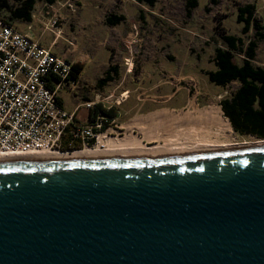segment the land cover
<instances>
[{
  "label": "water",
  "instance_id": "obj_1",
  "mask_svg": "<svg viewBox=\"0 0 264 264\" xmlns=\"http://www.w3.org/2000/svg\"><path fill=\"white\" fill-rule=\"evenodd\" d=\"M0 264H264V143L0 163Z\"/></svg>",
  "mask_w": 264,
  "mask_h": 264
},
{
  "label": "rangeland",
  "instance_id": "obj_2",
  "mask_svg": "<svg viewBox=\"0 0 264 264\" xmlns=\"http://www.w3.org/2000/svg\"><path fill=\"white\" fill-rule=\"evenodd\" d=\"M186 2L156 0L151 6L136 0H56L50 5L38 0L33 22L26 25L43 46H51L60 55L66 48L70 60L86 63L82 77L87 91L97 94L105 105L117 107L119 128L115 132L119 135L114 136H128L132 126V133L150 144L144 135L134 132L135 111L126 107L136 105L147 111L163 106V111L181 115L188 111V98L193 97L196 110L214 104L222 110L221 99L229 97L239 82L224 86L208 79L207 70L215 69V48L223 44L221 29L241 35L245 43L253 37V30L242 34V23L236 19L238 5L246 2H255L264 24V0H198L190 16ZM111 11L124 15L122 25L104 26V16ZM54 14L58 21L52 26L49 20ZM12 22L17 27L26 21ZM255 51L253 64L264 67V39ZM242 58L236 52V60L242 63ZM110 64L117 70L103 81L101 77ZM126 89L129 96L124 97L121 94ZM65 97L74 102V95ZM231 130V138L239 142L259 139L253 134H239L233 127Z\"/></svg>",
  "mask_w": 264,
  "mask_h": 264
},
{
  "label": "built area",
  "instance_id": "obj_3",
  "mask_svg": "<svg viewBox=\"0 0 264 264\" xmlns=\"http://www.w3.org/2000/svg\"><path fill=\"white\" fill-rule=\"evenodd\" d=\"M52 15L49 25H56ZM75 62L45 47L28 31L0 15V159L108 147L117 117L77 120L62 106L60 91L77 84ZM97 101H85L92 108ZM67 147H63V137ZM78 143V145L76 144Z\"/></svg>",
  "mask_w": 264,
  "mask_h": 264
},
{
  "label": "trees",
  "instance_id": "obj_4",
  "mask_svg": "<svg viewBox=\"0 0 264 264\" xmlns=\"http://www.w3.org/2000/svg\"><path fill=\"white\" fill-rule=\"evenodd\" d=\"M38 0H0V15L6 14V18L12 21L33 20V11ZM56 0H44L47 4H53ZM154 6L156 0H136ZM198 0H187L186 10L190 16ZM217 3V0H211ZM207 8V7H206ZM4 16V15H3ZM125 19L124 15L109 13L106 23L115 25ZM237 21L242 23V34L253 30V37L245 43L241 35L227 33L222 28V45L215 48V69L207 70L210 82L224 85L232 81L239 82L236 90L229 97L221 99L224 116L230 119L231 125L239 134H253L258 138H264V67L256 66L253 59L256 54L258 42L264 39V24L257 14L255 2H246L237 7ZM236 52L243 55L242 63L236 60ZM82 65L74 64L76 75L80 73ZM117 70L116 65L110 64L101 80L107 81L111 74ZM63 147H67V137H63ZM78 145V143H76Z\"/></svg>",
  "mask_w": 264,
  "mask_h": 264
},
{
  "label": "bare ground",
  "instance_id": "obj_5",
  "mask_svg": "<svg viewBox=\"0 0 264 264\" xmlns=\"http://www.w3.org/2000/svg\"><path fill=\"white\" fill-rule=\"evenodd\" d=\"M128 94L129 90H124L121 95L126 97L129 96ZM196 107V100L192 97L188 101V111L181 115L171 110H161L152 117H145V120L138 122L135 126L148 141L152 142L150 144L143 141L142 137L133 134L132 126H130L128 136L109 137L108 147L104 150L83 148L71 153L52 150L46 154L7 156L1 158L0 163L61 162L112 157H182L189 154L225 152L264 143V140L260 139L239 142L237 139L231 138L232 123L223 116L220 106L214 104L201 110H196Z\"/></svg>",
  "mask_w": 264,
  "mask_h": 264
},
{
  "label": "crops",
  "instance_id": "obj_6",
  "mask_svg": "<svg viewBox=\"0 0 264 264\" xmlns=\"http://www.w3.org/2000/svg\"><path fill=\"white\" fill-rule=\"evenodd\" d=\"M36 5H37V2H36ZM36 5H35V7H36ZM112 12L120 14V15H123L122 13H120V12L118 13V12H115V11H111L110 13H112ZM106 16H107V14L104 16V26L106 28H108V27L114 28V27L122 25V23H124V20H123L121 23L119 22V23H117L115 25H109L105 21ZM93 17L94 16H90V18H93ZM31 22H33V20ZM31 22H25V24L23 23V24H20L17 27L15 26V27L20 29V30H22V31H28V33H31L33 35V33L30 31L29 27L26 25V23L30 24ZM52 45H56V44H52ZM49 47H51V46H49ZM62 47L64 48V46H62ZM65 49L66 48L63 49L64 52H63L62 56L68 57L67 55H65ZM68 59H69V57H68ZM91 61L92 60H90L88 62H91ZM81 62H82L83 65H82V69H81L80 73H78V76H77L76 87L73 88V89H70V88L66 87V88H64V89H62L60 91L59 96H60V100L62 102L61 103L62 106L65 107L66 109L70 110L71 112L75 111L77 120L82 121V122H86V123L93 122L95 119H97V117H102L104 119H108V118H111V117H116L115 115H118L117 114V112H118L117 111V107L113 108V107H110V105H105L106 103L102 102V100H100V98H99V96L97 94L95 95L94 92L87 91V86L84 83V80H83V77H82V73H84V69H85V64L86 63L84 61H81ZM126 90H129V89H126ZM67 94L68 95L70 94L71 96L74 95V99H73L74 102H72V101L69 102V101L66 100L65 96ZM169 97H171V94L169 95ZM138 99H140L142 101H147L148 100L146 98L145 99L138 98ZM188 99L190 100L191 97H189ZM93 100L97 101V102L90 109L87 108L83 104L85 101L88 102V101H93ZM188 101H187V105H188ZM126 108H129V109L132 108V110L135 111V115H134L135 120H136L135 124H134V126H135L136 124H138V122L145 120V117L149 118V117H152L154 114L159 113L161 110H163L164 107L163 106L156 107V108H153V109H150V110H147V111L139 110L136 105H130L129 107H126ZM134 132L140 133V134L143 135V133L136 126H135V129H134Z\"/></svg>",
  "mask_w": 264,
  "mask_h": 264
},
{
  "label": "flooded vegetation",
  "instance_id": "obj_7",
  "mask_svg": "<svg viewBox=\"0 0 264 264\" xmlns=\"http://www.w3.org/2000/svg\"><path fill=\"white\" fill-rule=\"evenodd\" d=\"M121 135V134H120Z\"/></svg>",
  "mask_w": 264,
  "mask_h": 264
}]
</instances>
